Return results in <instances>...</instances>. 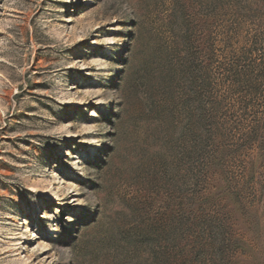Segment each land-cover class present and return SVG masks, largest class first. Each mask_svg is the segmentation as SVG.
I'll return each instance as SVG.
<instances>
[{"label": "rangeland", "instance_id": "obj_1", "mask_svg": "<svg viewBox=\"0 0 264 264\" xmlns=\"http://www.w3.org/2000/svg\"><path fill=\"white\" fill-rule=\"evenodd\" d=\"M0 264H264V0H0Z\"/></svg>", "mask_w": 264, "mask_h": 264}]
</instances>
